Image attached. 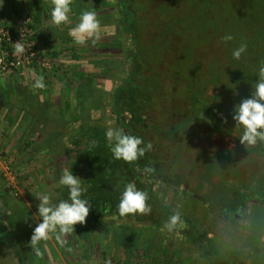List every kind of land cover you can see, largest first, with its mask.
Wrapping results in <instances>:
<instances>
[{
    "label": "rangeland",
    "instance_id": "obj_1",
    "mask_svg": "<svg viewBox=\"0 0 264 264\" xmlns=\"http://www.w3.org/2000/svg\"><path fill=\"white\" fill-rule=\"evenodd\" d=\"M32 1H36L45 9L49 7V4L52 5V0ZM116 1L117 0H72V12L70 13V19L67 22V43L58 40L54 46H50L49 48L54 52H57V50H61V52H63L66 48L69 52L67 55H70L67 59H61L58 55H56V57L49 60L45 57V55L42 56V48L46 47V45L44 44V47L39 45L38 40L39 37H41V33H38V35L35 36L36 29L31 30L28 28L31 37L35 36V38H38V40L34 38L32 40L35 42L36 47L38 48L39 57L41 58V62L39 60H35L37 61L40 70L42 72H49V74L51 73L58 76V82L60 84L63 83L64 86L67 87L69 96L73 95V98L79 101V104L83 106L81 109L84 110V118L87 121H90H86L83 126H79V123H74V128L72 127V124L68 127L69 130L67 131V136L69 139L67 142L69 143L68 146L72 149L70 154L59 155L58 163L56 162V164L48 170H40L36 173L33 178H31V181L26 183L27 185L25 188L31 190L30 194L35 191H38V193H42V191H44L43 193L57 194V196H64L67 199L68 189L60 183L63 171L67 169L72 171L73 174L81 177L84 185L88 182L91 183L90 187H87L88 191L86 194L95 195L96 198H110L111 200L113 199V201L119 202V195H117V193L120 194L123 189V184L127 181H138L142 185L148 187L154 198L164 201L163 206L166 215L165 219H160L159 221H156V223L152 222L153 224H151L150 227L139 225L144 227V231L148 238L147 241L142 243L143 245L141 244L142 247L153 246V248L155 247V249H158L163 246L162 242L164 241L163 238L165 236H167L166 240L168 241V246L179 247L178 245L183 243L181 241L187 240L188 238L195 240L197 243L195 245L197 250L195 252H190L192 255H195V257H190L192 260L194 258L202 261L209 260V264H222V262H227L229 264H264V207L254 206V204L259 205L260 203L254 199H247L248 202L246 200L245 208L242 210V213H240L238 211L236 212L235 209H233L234 211L227 210L229 202L226 200L224 201V205H221L220 209L215 210L217 208L215 207V211L211 210V208H209L210 211H208L206 203H204V201L200 198H192V200H190L189 198L191 194L183 192L184 190L180 193L181 189H175L173 186L169 185L168 182H165L164 180L162 181L161 178H157L153 175L155 172L153 167H155L156 164L164 157L167 158V155H161V157L155 155V159L146 162V165L139 164V162L135 161H121L113 157L105 136L106 130L109 127H112L121 128L125 131V128L121 127L120 124L125 123V121L127 122L130 116L138 117L142 112L139 107H134V113H130L128 111L129 107H131L130 102H128L129 99H121L117 92V89L125 85L127 81L132 82V74H134L137 70L140 71V68H134L130 65L131 63H129V59L135 52V29L130 28V31L126 32L124 30L120 32L122 22L125 23L124 29L128 27V24L126 23L131 22L127 19L131 17V8H128L130 13H128L129 10L126 8L121 9V11L118 4H116ZM121 1L123 4V0H119L120 3ZM185 1L186 0H183V4ZM213 1L217 3V0ZM220 1L223 5L222 9H224V13L227 11L230 12L233 9L235 10V13L238 12L241 15L245 14L247 11L248 13L249 11L254 13L255 17L252 15L249 16V20H251V22H248L247 25L253 24L254 27L259 26L258 30L260 34L251 35L250 30V35H246V27H243L244 32L241 28L243 26V22H237V20L234 21L232 16L231 18L228 16L227 23L228 26H230V29H228L229 32L227 31L226 34L222 36L219 33H217L216 36L213 34H206V36L203 37L195 36V34L192 35V39H190L189 42L191 45L197 44V46H199V48L196 49V53L193 55V58H196L195 60L200 67H203L204 65L211 67L218 65L220 58H222L219 55V43H224L222 37L225 35H231L233 37L231 41H225L227 45L226 48H230L233 40H243L246 43L249 42L250 44L254 41H259L257 42L258 44H264V0H251L250 4L247 3V0H243L245 2L244 4H242L241 1V4H237L238 0ZM178 2L179 0H170L165 4L167 10L172 12L173 16L179 23V26L175 27V33L177 34L176 39L174 37H169L168 39L177 43V47L179 49L176 47L174 48L175 51L180 52L183 50L185 52V45L178 46L179 43H183V39H187L186 32L184 30L180 31V28L188 21L197 24V20L193 17V14L190 15L185 12V6H183V8H179L177 5ZM193 2L194 0H190V3ZM129 3L131 7L135 8L134 11H136V16L134 15V18L136 17V21H138L139 25L143 27V29L139 32L140 27H138V23L136 22V25L134 26L137 31V36L142 39L143 37L145 38L148 36V34L155 36L156 34H159L155 25L153 27L148 26L147 18H144L145 9L150 7L151 0H129ZM216 3H213L212 0H208L200 3V8L201 10H205L209 5H215V8H217L218 4ZM156 8L160 10V7ZM85 10L94 11L100 21L98 37L86 38L83 43H77L70 33L72 28L79 23L80 13ZM123 11L126 14V18L123 16V19H121ZM218 12L220 11L218 10ZM220 13H222V11ZM209 20L213 21L211 27L223 25L221 22L222 20L217 17L210 18L206 20V22ZM163 21L165 22L167 19ZM239 25L241 29L236 27ZM232 27H235V31ZM214 31L217 32L216 30ZM143 34H145V36ZM153 38L154 37L152 36H148V39ZM165 51H169V49L166 48ZM169 54L170 53L166 56L170 58L171 55ZM162 56L158 58L161 59ZM42 61H48L50 66L45 65ZM25 64L30 65L31 63ZM165 64L167 67L170 66V64H168V59L165 61ZM158 65V63L156 64L153 62L152 67H149L150 72L152 69L159 68ZM135 92L137 93V96L141 97V99L144 97L145 93L141 91L139 92L137 88L135 89ZM186 93L187 92L184 89H181L179 91V95L177 94L176 97H185ZM119 98L121 99L119 101L121 104L117 102ZM188 112L193 115L191 108H187V110L184 111L183 107L177 106L173 109V112L169 115V117H165V120L167 122V120L169 121L170 119L169 125L177 124V126L181 128L185 125L184 120L186 113ZM200 115L204 119L203 127L205 129H203L207 130L206 132L214 129L226 133L227 130L223 125L222 119L224 116L213 113L207 114L206 111H201ZM78 126V133L82 131L85 136V141L87 136L89 137V139H87V143H89L87 147H82L83 144L81 142L77 143V139H79V137L78 133L75 131H77ZM158 127L161 128L159 124ZM189 128L190 127H187L186 130H183L185 132L184 137H179L181 142L179 141L177 145L179 149H176V155L180 154V148H184L185 144H182V141H187V135L185 134L190 131ZM147 130L150 131V134H153L154 132L150 127ZM160 132V135L164 134L167 136V139L171 140H177L178 134L181 135L180 131L175 133L172 128L162 129ZM150 137V139H155L152 138V136ZM191 141L192 138L188 141L189 145L187 144L186 148H189L192 156H200V152L197 153V149L194 148L196 146L192 145ZM181 145L182 147H180ZM80 150H85V153L80 154ZM96 150L97 152H95ZM207 150H203L202 152V156H204L207 160H209V158H216L219 155L217 147L208 151ZM151 153L152 152L150 151L149 156H151ZM191 155L190 157L192 158ZM37 158L40 162V159H42L43 156L38 154L35 159ZM103 158L106 159L104 162H102ZM110 161L111 163H109ZM44 164L46 163L44 162ZM101 164L102 166H100ZM183 164H186L185 160L182 161L181 165ZM3 166L9 167V170L14 176L16 182L18 174L12 158L8 155H4V153L0 151V170L2 171V177L5 180L6 176H4L3 173ZM99 168L100 177L98 175L93 176L92 174H94L95 171H99ZM188 179L190 181L192 180L191 177H188ZM7 182L8 181L6 180V184ZM49 182H54L55 185H53V188L51 186L48 190L45 188V184ZM94 183H100V186L95 187L93 185ZM179 183L181 184L182 182L180 181ZM142 185L139 188H142L143 190ZM6 188H8L7 185ZM10 190L13 195H15L13 190ZM145 191H147V189H145ZM243 191H245V189H243ZM154 198H152L153 204L155 203ZM185 198L189 201L184 205H181L180 199ZM169 210H171V212ZM177 212L180 213L183 224L185 226L190 225L191 227L184 228L185 226H183L177 230L166 232L164 230V225L167 222L168 217ZM213 214L217 216V218H212L214 216ZM161 215H163L162 212ZM224 219H228L227 221L231 222V224L227 223ZM214 220L215 224H213L211 232H206L207 235L201 234L203 228L209 229L211 227L210 222L213 221L212 223H214ZM247 224L248 226L245 230L241 229ZM195 226L202 228L198 231ZM199 232L201 235H199ZM176 238L178 240L180 238L181 241L179 240L176 243ZM189 242L192 243L193 241ZM183 246H186L184 249L188 251L191 249L187 247L191 246L190 244H184Z\"/></svg>",
    "mask_w": 264,
    "mask_h": 264
},
{
    "label": "crops",
    "instance_id": "obj_2",
    "mask_svg": "<svg viewBox=\"0 0 264 264\" xmlns=\"http://www.w3.org/2000/svg\"><path fill=\"white\" fill-rule=\"evenodd\" d=\"M52 7L49 4L45 9L32 0H4L0 6V24L16 32L25 19H30L28 16L40 17L34 29L35 36L41 33V37L38 36L40 41L36 38L39 45L47 47L42 48V56L45 55L49 60L56 55L67 59L70 55H67L69 52L66 48L63 52L49 49L56 41L67 43L68 39V23L57 26L51 17ZM40 76L44 77V89L33 87L34 81ZM82 107L73 95L69 96L67 87L58 82V76L42 72L37 61L9 72L0 71V151L10 156L16 166V187L19 191L18 195H13L6 188V179L2 177L0 170V264H209V260L190 259L195 257L190 252L197 250V243L192 239L181 241L179 238L183 243L179 247H171L165 236L163 246L158 249L141 246L148 240L144 227L141 226L150 227L166 217L164 201L154 198L152 193H148L147 201L151 205L150 213L126 216L119 215L118 201L85 194L91 200L92 207L86 221L77 223L75 230L63 237L66 240L64 245L56 240L55 234L36 246L30 243L33 230L40 219L37 213V196L41 193L35 191L30 194L31 190L25 188L26 183L40 170H48L58 163L59 155L70 154L72 149L67 142L68 127L72 124L74 128V123L85 125L87 120L83 116ZM79 126L75 131L77 133ZM78 137L77 143L81 142L82 147L89 145V137L85 141L82 131L78 133ZM79 153L84 154L85 150H80ZM38 154L43 156L41 164L38 158L35 159ZM53 185L54 182H49L45 184V188L49 190ZM90 185L91 183H86L87 187ZM93 185L99 187L100 183ZM48 195L53 205L66 199L57 194ZM152 198L155 200L154 204ZM189 199L192 200L191 197ZM188 201L187 198L180 199L181 205ZM212 222L211 227L203 228L201 234L211 232L215 220ZM202 227L195 226L198 231ZM179 240L176 238L175 242ZM189 241H193V244ZM184 244H190L187 247L191 249H184Z\"/></svg>",
    "mask_w": 264,
    "mask_h": 264
},
{
    "label": "trees",
    "instance_id": "obj_3",
    "mask_svg": "<svg viewBox=\"0 0 264 264\" xmlns=\"http://www.w3.org/2000/svg\"><path fill=\"white\" fill-rule=\"evenodd\" d=\"M168 1L170 0H151L150 7L145 9L144 18H147V25L150 27L155 25L159 31L156 36L148 34V36L154 37L153 39H148V36L141 39V37L137 36L134 26L136 22L138 27H140L139 32L143 27L136 21V17L134 18L136 11H134L135 8L131 7L129 0H123V4L122 1L121 3L119 0L116 1L120 10L131 8V17L127 18L131 22L126 23L128 24L126 29H124L125 23L122 22L120 32L124 30L126 32L130 31V28L135 29V52L129 59V63L134 68H140V71L137 70L132 74V82L127 81L125 85L117 89V92L121 99H129L128 102H130L131 107H129L128 111L130 113H134V107H139L142 110L143 121L151 126L156 125V131L159 134L157 135L156 133V136H152L155 139L143 138L145 143L150 142L152 148L154 143L157 144L158 153L163 156L167 155V161L172 167L170 173H173L178 179L191 177L190 188L192 195L196 194V197L205 200L208 208L214 209L217 207L215 210L220 209L221 201H226V198L231 196V194L239 196L237 200V204H239L242 201L243 189L257 194L259 186L261 187L260 181L264 177V141H258L255 145L241 144L239 141L241 129L236 126L235 121L232 119V113L234 105L249 97L253 91L252 84L258 79L259 68L264 65V44H258L257 42L259 41H254L250 44L243 40H233L230 48H226L227 45L224 41V43H219V55L222 58H220L218 65L200 67L195 60L196 58H193L199 46L197 44L191 45L189 40L192 39L194 34L198 37L206 36V34L215 36L217 33L221 34V36L226 34L228 29H230L227 23L228 16L230 18L232 16L234 21L243 22L241 28L243 31V27H246V35L249 34L250 30L251 35H258L260 34L259 26L247 25L248 22H251L249 16L255 17V14L247 11L241 15L238 12L235 13L234 9L224 13L220 0H217V3L212 0L213 3L218 4L217 8H215V5H209L205 10H201L200 3L208 0H194L193 3H190V0H186L184 4L183 0H179L177 3L178 7L183 8L185 6V12L190 15L193 14V17L197 20V24L188 21L184 26H181L180 31L184 30L186 32L187 39H183V43L178 45H185V52L183 50L179 52L174 50L177 47V43L168 39L169 37L176 39L175 27L179 26L172 12L165 7ZM240 1L242 4L245 3V0H238L237 4H241ZM247 3L250 4L251 0H247ZM156 7H160V10ZM218 10L222 11V13L218 12ZM128 13H130V10ZM123 16H126L124 11L121 19H123ZM28 17L30 18L28 28L33 30L36 27L35 25L39 23L40 17ZM215 17L222 20L223 25L213 26V28L211 27L213 21L209 20L206 22V20ZM165 19L167 21L164 22L163 20ZM236 27L240 28V25ZM233 30L235 31V27ZM143 35L145 36V34ZM33 38L36 39L35 36L31 37V39ZM242 42L247 44V51L239 60H236L232 57V50ZM166 48L170 52L165 51ZM177 49L179 48L177 47ZM168 53L171 55L170 58L166 56ZM160 56H162L161 59L158 58ZM167 59L168 64H170L168 67L165 64ZM153 62L158 63L159 68L152 69L150 72L149 67H152ZM136 88L139 92L145 93H143L144 97L142 99L137 96ZM181 89H184L187 93L185 97L178 98L176 95H179ZM120 98L117 101L119 104H121L119 102ZM177 106L183 107L184 111L187 108H191L193 111V115L189 112L186 113L185 125L181 128L177 124H175L176 126L174 124L169 125L170 119L167 122L165 120V117H169ZM201 111H206L207 114L213 113L224 116L222 119L223 125L227 130L226 133L214 129L206 132L207 130H204L205 128L203 127L204 119L200 115ZM158 124L161 128L158 127ZM187 127H190V131L185 134L187 135V141H182V144H185L184 148L181 145L180 154L176 155L179 149L177 145L181 136L184 137L185 132L183 130H186ZM168 128H172L175 133L181 132V135L178 134L177 140L167 139L164 138V135H160V130ZM191 138V143L196 146L194 148L197 149V153L200 152V156H192L189 148H186ZM214 147H217L219 155L216 158L205 159L202 156L203 150H211ZM150 151H147L146 155ZM105 158H103L102 162L106 160ZM142 159L145 160V158ZM184 160L186 164L181 165ZM161 161L163 163V160ZM135 162H141V160L138 159ZM100 168L99 171H95L92 175L100 177ZM179 173L181 174L180 177Z\"/></svg>",
    "mask_w": 264,
    "mask_h": 264
},
{
    "label": "clouds",
    "instance_id": "obj_4",
    "mask_svg": "<svg viewBox=\"0 0 264 264\" xmlns=\"http://www.w3.org/2000/svg\"><path fill=\"white\" fill-rule=\"evenodd\" d=\"M4 0H0L2 6ZM51 17L57 26L67 23L72 12V0H52ZM100 21L94 11L85 10L80 13L79 23L72 28L71 35L77 43H83L86 38L98 37ZM224 41H231V35L222 37ZM24 44L19 41L15 44V52L25 53ZM247 51V44L241 43L232 50V57L239 60ZM258 79L252 84L253 91L247 98L242 99L234 105L232 119L236 126L241 129L239 141L241 144L247 143L255 145L258 141H264V65L258 70ZM44 77H38L33 84L36 89L45 88ZM113 157L126 162H133L143 157L145 153L152 149L150 142L145 143L141 136L132 135L121 128L109 127L105 132ZM60 183L67 187L68 198L61 200L58 204L50 203V196L41 193L38 197V217L31 235L30 243L33 246L41 241H47L52 234L56 240L64 245L66 234L75 230L77 223H84L92 207L91 200L85 195L88 191L83 184L81 177L73 174L70 170H64ZM148 193L139 188L134 181H127L119 194L118 213L120 216L128 214H147L151 212V205L148 204ZM185 226L180 213L170 215L164 228L167 231H174Z\"/></svg>",
    "mask_w": 264,
    "mask_h": 264
},
{
    "label": "flooded vegetation",
    "instance_id": "obj_5",
    "mask_svg": "<svg viewBox=\"0 0 264 264\" xmlns=\"http://www.w3.org/2000/svg\"><path fill=\"white\" fill-rule=\"evenodd\" d=\"M141 115H139L138 117L130 116L128 121L127 122L125 121V123L120 124V126L125 128V132H127L129 134L133 133L132 135H137V136H141V137L143 136L142 138L146 137V139H149V138H151L150 136H153V135L156 136V133H157V131L155 129L156 126L155 125L151 126V125H149V123H145L143 121L144 117ZM149 127L152 128V130L154 131L153 134H150V131L147 130V129H149ZM158 134H159V132L157 133V135ZM160 134H161V132H160ZM162 135H164V134H162ZM166 137L167 136H165L164 138H166ZM151 152H152L151 156H149L150 153H147V155H144V157H140L139 160H141V162H139V164L146 165V162L155 159V155L161 157L160 153H158V151H157V144H155V143L153 144V148L151 149ZM142 158H145V160H143ZM167 159H168V157L167 158L164 157L162 159L163 163H161L162 161L159 159L160 161L156 164L155 167H153V170L155 171L153 175L157 178H161L162 181L164 180L165 182H168V184L173 186V188L181 189L180 193L184 190L183 192H186L187 194H191V196H190L191 198H199V197H196L197 196L196 194L192 195L189 179H183V178L178 179V177H176L173 173H170V171L172 170V167L168 163ZM142 160H143V162H142ZM121 161H123V160L121 159ZM109 163H111V161ZM180 176H181V174L179 173V177ZM180 181L182 182L181 184L179 183ZM135 182H136L138 187H141L142 184L140 182H138V181H135ZM260 184H261V187L259 186V190H258L257 194L252 193L246 189H245V191H242V196H241L242 201L239 204H237L238 203L237 200H238L239 196H236L235 194H231V196L227 197L226 199L230 202V205L227 206V210L234 211L233 209H235L236 212L238 211V212L242 213V210L245 208V203H246L247 199L248 200L254 199L258 203H260L259 205L254 204V206L264 207V177H262ZM142 187H143L144 191H145V189H147V191H146L147 193H149V194L152 193V192H150V190L148 189L147 186L142 185ZM201 200H203V199H201ZM248 200H247V202H248ZM203 201H204V203H206L205 200H203ZM222 204L224 205V201H221L220 206ZM206 205H207V203H206ZM211 210H214V209L211 208ZM236 212H234V213H236ZM224 220L227 221L228 219H224ZM227 222L231 224V222H229V221H227ZM232 225H234V224H232ZM234 226H236V225H234ZM247 226H248V224L241 229L245 230ZM184 228H190V225L189 226L187 225Z\"/></svg>",
    "mask_w": 264,
    "mask_h": 264
},
{
    "label": "built area",
    "instance_id": "obj_6",
    "mask_svg": "<svg viewBox=\"0 0 264 264\" xmlns=\"http://www.w3.org/2000/svg\"><path fill=\"white\" fill-rule=\"evenodd\" d=\"M28 21L25 19L21 23L17 32H13L7 26L0 24V71L9 72L21 68L25 63H32L35 60L41 62L38 54V48L35 42L31 39V34L28 30ZM20 42L25 46V53L18 54L15 52L16 42ZM10 49V51H9ZM45 65L50 66L49 62L42 61ZM3 173L6 176L7 186L12 189L15 195H18L14 176L11 174L8 166H3Z\"/></svg>",
    "mask_w": 264,
    "mask_h": 264
}]
</instances>
